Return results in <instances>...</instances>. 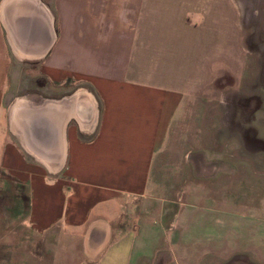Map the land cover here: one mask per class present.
<instances>
[{"label":"crops","instance_id":"crops-1","mask_svg":"<svg viewBox=\"0 0 264 264\" xmlns=\"http://www.w3.org/2000/svg\"><path fill=\"white\" fill-rule=\"evenodd\" d=\"M232 6L0 0V121L9 137L0 132V150L14 143L42 171L29 175L36 195L20 178H0V188L12 180L25 192L16 200L26 202L24 229L40 243L33 257L17 244L14 264L182 260L202 217H228L201 171L215 167L218 120L207 92L231 67ZM26 68L59 93L17 94L16 69ZM181 107L190 112L176 122Z\"/></svg>","mask_w":264,"mask_h":264},{"label":"rangeland","instance_id":"rangeland-1","mask_svg":"<svg viewBox=\"0 0 264 264\" xmlns=\"http://www.w3.org/2000/svg\"><path fill=\"white\" fill-rule=\"evenodd\" d=\"M233 4L227 32L233 39L231 67L228 73H217L207 92L211 102L206 110L218 120L211 136L217 144L215 167L201 171L210 182L203 187L211 191L216 204L228 205V217H202L200 231L188 235L196 244L179 250L180 263L174 257L154 264H264V0H233ZM16 70L17 94L34 99V94L59 93L42 85L36 69ZM184 112L190 111L185 108ZM184 112L181 107L173 120H181ZM187 122L180 138L185 150L191 132ZM0 132L9 139L2 120ZM9 145L0 150V157L9 160L0 163V178H20L36 195L39 183L29 175L41 169L31 165L14 143ZM22 194L25 192L12 180L0 188V264H14L12 253L19 251L17 244L24 243V252L32 257L39 251V238L24 229L26 202L19 205L16 201L23 199ZM172 252L177 254L176 247Z\"/></svg>","mask_w":264,"mask_h":264},{"label":"bare ground","instance_id":"bare-ground-1","mask_svg":"<svg viewBox=\"0 0 264 264\" xmlns=\"http://www.w3.org/2000/svg\"><path fill=\"white\" fill-rule=\"evenodd\" d=\"M58 167H59V164H51V165L48 164V169L50 172L56 171Z\"/></svg>","mask_w":264,"mask_h":264}]
</instances>
